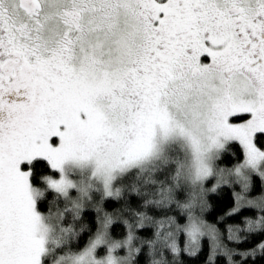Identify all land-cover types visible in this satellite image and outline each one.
<instances>
[{"label": "snow or ice", "instance_id": "obj_1", "mask_svg": "<svg viewBox=\"0 0 264 264\" xmlns=\"http://www.w3.org/2000/svg\"><path fill=\"white\" fill-rule=\"evenodd\" d=\"M0 264H264V0H0Z\"/></svg>", "mask_w": 264, "mask_h": 264}, {"label": "trees", "instance_id": "obj_2", "mask_svg": "<svg viewBox=\"0 0 264 264\" xmlns=\"http://www.w3.org/2000/svg\"><path fill=\"white\" fill-rule=\"evenodd\" d=\"M212 218H213V217H211V216L209 217V219H212Z\"/></svg>", "mask_w": 264, "mask_h": 264}]
</instances>
